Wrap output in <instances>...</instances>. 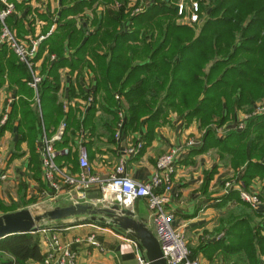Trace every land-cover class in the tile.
Returning a JSON list of instances; mask_svg holds the SVG:
<instances>
[{
    "label": "trees",
    "instance_id": "16d2710c",
    "mask_svg": "<svg viewBox=\"0 0 264 264\" xmlns=\"http://www.w3.org/2000/svg\"><path fill=\"white\" fill-rule=\"evenodd\" d=\"M5 1L13 6L4 20L7 28L19 40L24 35L36 40L32 39V20H26L30 15L27 0ZM187 1L189 5L192 2L194 19L183 22L178 20L187 12L177 0H149L135 12L129 0H59L56 19L44 18L42 36L50 25L53 28L38 40L32 58L33 62L42 58L38 71L41 79L36 85L38 107L27 85L30 74L25 65L0 44V89L5 84L14 95L9 111L0 113V119L6 115L0 124V138L10 131L13 149L26 144L28 167L39 185L35 147L42 131L50 137L64 121L62 139L53 144L60 149L67 145L68 134L94 130V115L99 109L109 116L108 121L99 120L111 138L115 113L122 109L121 129L124 133L138 132L145 144L169 113H175L184 126L196 122L203 130L200 143L189 148L185 156L212 149L231 170H241L237 179L241 187L247 189L258 178L264 188V115H249L241 130L215 134L236 111L243 107L249 112L252 101H264V0ZM96 5L102 6L99 16L92 14L76 27L74 17ZM64 67L78 73L86 68L93 74V88L77 95L90 97L83 115L76 116L67 102L63 111L58 101V70ZM73 93L69 85L67 101L75 97ZM61 161L77 168L74 154L58 156L56 163ZM20 188L17 202L21 206L0 202V214L24 208L37 198L24 200L23 185ZM260 199L264 202V194ZM252 211L240 201L239 212L226 222L222 236L212 244L210 253L225 258V264H264V237L260 234L264 227L251 224L256 216ZM189 254L194 258L190 250ZM43 258L37 233L0 239V264H40Z\"/></svg>",
    "mask_w": 264,
    "mask_h": 264
},
{
    "label": "crops",
    "instance_id": "0c3cea01",
    "mask_svg": "<svg viewBox=\"0 0 264 264\" xmlns=\"http://www.w3.org/2000/svg\"><path fill=\"white\" fill-rule=\"evenodd\" d=\"M15 1L18 2L19 0ZM26 5L30 9V15L26 20H32L30 25L33 33L32 39H38L46 28L45 19H56L59 10V0H27ZM98 7L102 8L101 5H96L92 7V10H84L81 14L76 15L74 17L76 27L81 23L77 22V18L83 16L85 12L86 16L88 13V20L92 18V14L98 17L101 10ZM16 14L19 16V12ZM26 20L23 22L24 27H26ZM52 28L53 25H50L46 34L43 35L44 38L50 33ZM25 40H30L29 35H24L23 41ZM41 59L39 58L35 62L37 70L40 69ZM58 75V101L61 103L67 102L69 107L75 110L76 116L78 114L83 115L88 105L86 103L87 97L82 99L77 95L93 88V74L86 68L81 69L80 73H78L77 71L69 72V69L64 67L58 70ZM69 85L72 87L75 97L68 100V102L66 97ZM12 91H7L5 84L0 89V113L3 110L5 112L9 111L10 102H8V99L12 100L14 96ZM118 111H121L123 115L122 109L117 110L115 113L116 122L118 121ZM239 115V112L233 114L232 120L236 121ZM4 116L6 118V115L3 114L0 122ZM99 118L108 121L109 116L98 109L93 120L94 130L90 133L86 132L87 129H85V132L82 131L81 133L87 150L90 172L100 179L108 176L118 161L123 160L125 175L135 182L145 183L153 174L155 160L160 155L167 153L177 145H181L188 138H196L203 133V130L199 129L196 122H191L188 126H184L175 113H169L164 122L155 128L154 136L150 142L146 144L143 141L141 142L138 132L124 133L122 129L120 138L115 141L113 139L114 130L111 133V138L108 137V134L100 126ZM227 128H229V125L221 127L224 130ZM143 132L142 128L141 134ZM70 135L71 133L68 134L67 144L74 146L75 138L78 134L75 136ZM13 141L14 135L10 131H5L0 138V160L4 161L0 166V173L5 175V179L0 181V202L4 205L17 202V194L21 191V185L24 187V200L33 196H37V198L44 197L48 200L47 196L50 195V192L42 177L40 160L38 181L41 185L33 178V174L28 167L29 152L26 144L21 143L18 148L13 149ZM135 142H140L142 148L135 155L126 156L124 153L125 147ZM199 143L193 147H198ZM35 151L38 154V146L35 147ZM11 156L14 158H11ZM61 163L62 161L58 164L60 165ZM220 167L222 165L215 151L210 149L200 154L184 156L178 160L170 179L171 190L167 194L166 209L173 217L172 225L181 230L185 244L190 252L194 254V258L198 260L199 264H218L216 259L218 253L211 254V246L222 236L226 222L233 214L235 215L236 212H239L240 201L237 199L238 197L235 198L234 194L236 193L233 192L234 190L227 193L222 191L223 172L225 170L228 173L230 169L226 165L224 168ZM77 171L78 169L73 168L70 164V172L75 174ZM209 173L212 174L209 180L205 182ZM254 187L259 189L257 185ZM41 188L43 190L39 192ZM63 188L56 199L50 200L51 204L56 206L69 204L68 201L70 199L65 198L67 196H65V189ZM93 194L97 195L95 186L91 187L86 195ZM122 208L130 211L133 219L142 223L152 232L145 200L137 199L131 205L123 206ZM252 212L257 218V212ZM98 218L99 216L95 220H90L86 217L78 216L57 221L59 226H61V230L58 233L60 243H69L75 239L79 240L70 245V251L73 253V264H135L133 246L125 241V238L130 235L115 227L108 219L100 221ZM88 235L93 236L99 246L98 248L89 245L84 240ZM39 240L41 253H44L45 245L41 239ZM199 247L201 249L197 251ZM56 258H58V255L54 256V260Z\"/></svg>",
    "mask_w": 264,
    "mask_h": 264
},
{
    "label": "built area",
    "instance_id": "2783aa9c",
    "mask_svg": "<svg viewBox=\"0 0 264 264\" xmlns=\"http://www.w3.org/2000/svg\"><path fill=\"white\" fill-rule=\"evenodd\" d=\"M0 3L3 5L0 8V44L3 43L11 49L17 59L25 65L30 74V81L27 85L32 89L35 104L38 107L36 85L40 82L41 77L38 73L39 69L37 70V65L32 61V58L36 52L38 40H41L44 36L36 40L23 41L17 39L14 32L9 30L4 23L5 18L13 12V6L5 0H0ZM8 102H10V99H8ZM89 102L90 97H87L86 103L88 104ZM66 109L67 104L62 103V110L66 111ZM263 111L264 107H254L250 114H242L240 120L234 125V128L237 130L242 129L243 121L249 115H258V113ZM117 117L118 121L113 132V139L115 141L120 138L121 134L123 123L121 111L117 112ZM4 118L5 116L0 123L3 122ZM65 129V123L61 121L50 137H46L42 131L39 139L38 155L42 177L50 192L47 199L49 201L56 199L64 187V193L67 196L65 198L70 199L69 203H89L87 201L88 195L86 194L93 186L97 190L98 204H104L110 199H117L119 205L123 207L131 205L137 199H143L149 213L152 234L158 244L164 262L166 264H199L196 258L190 256L181 230L172 225L173 217L166 209L167 194L171 190L170 179L174 173L175 164L185 156L189 148L195 146L194 141L189 140L185 143V146L179 145L159 156L155 161L153 174L148 181L139 183L125 175L123 160H119L113 167L112 172L103 179L92 175L82 133L78 134L75 138L74 146L67 144L60 149H56L53 144L61 141ZM140 149L141 143L135 142L134 144L127 145L124 153L126 156H132ZM72 154L76 157L78 169L75 174L70 172L69 163L62 162L60 165L56 163L58 156L69 157ZM4 179L5 175L0 173V181ZM229 190H235L240 201L247 204L253 211H256L264 218V202L255 193L244 189L238 183L233 185L230 181L222 182V191L227 193ZM60 230L61 227L45 225L44 223L33 232L39 235L46 248L43 253L44 258L40 264H73V253L70 251V245L79 240L75 239L69 243H60L58 238ZM84 240L93 247H99L92 235L86 236ZM125 241L133 246L135 264H149L144 257L142 248L135 239L129 236L125 238ZM55 255H58V258L54 260Z\"/></svg>",
    "mask_w": 264,
    "mask_h": 264
},
{
    "label": "water",
    "instance_id": "95a60500",
    "mask_svg": "<svg viewBox=\"0 0 264 264\" xmlns=\"http://www.w3.org/2000/svg\"><path fill=\"white\" fill-rule=\"evenodd\" d=\"M97 195H89V203L70 202L65 206H55L42 212L19 209L0 214V239L13 234L33 233L44 223L60 221L69 217H86L95 220L108 219L115 227L127 232L143 250L149 264H166L161 257L158 244L142 223L133 219L130 211L123 209L117 199L98 204Z\"/></svg>",
    "mask_w": 264,
    "mask_h": 264
},
{
    "label": "rangeland",
    "instance_id": "374dc122",
    "mask_svg": "<svg viewBox=\"0 0 264 264\" xmlns=\"http://www.w3.org/2000/svg\"><path fill=\"white\" fill-rule=\"evenodd\" d=\"M148 3H149V0H129V4L128 5L130 7L133 6V9H134L133 12H135V11H138L140 9H143ZM179 4L182 5L183 7H185V10H186L187 13L185 14V16L181 20L179 19L178 21H183V22H188V20L192 21V19H193V11H194L193 9L190 8V5L192 4V2L189 5V2L187 0H177V5L179 6ZM98 8H101V7H98ZM85 13L83 14V16H80V17L77 18V22L86 21V19H88L87 18L88 17V13H87V16H86ZM254 107H264V101H262L261 99H256V100L252 101L251 102L250 109H249V112H247L246 111V108H243V107H242L243 109L241 108L238 111H236L235 112L236 114H237V112L240 113L239 118L236 121L235 120H232V117H231V119H228V121L224 125L225 126L229 125V128H227L225 130L224 129H221V127L224 126V125H222L221 127H219L218 129L215 130L216 136H220V135H222V134H224V133H226V132H228L230 130H237V129L234 128V125L237 123L238 120H240L241 115L242 114H246V113L247 114H250L251 113V110H253ZM261 113H258V115H256V116L264 115V111L261 112ZM245 121L246 120L243 121V125H244V122ZM231 125H233V126L231 127ZM242 128H243V126H242ZM200 136H201V134H199L196 138H188L186 141H184L183 143H181V145L185 146V143L187 141H189V140L194 141L195 145H197L200 142ZM177 146H175V147H177ZM3 162L4 161L0 160V166L3 164ZM220 163L222 165V167H220V168H224V166L226 165V163L225 162H220ZM228 168L230 169L228 171V173L225 172V170H224V172L222 171L223 174H224L223 177H222V180H223L222 182L230 181L234 185L235 183L238 182L237 179H238V177H239V175L241 173V170L239 169L238 171H235V170L233 171V170H231L230 167H228ZM262 184H263V180L262 179L255 178L247 186V189L246 190L252 191V193H255L257 195V197L260 199L262 197V195L264 194V188H263ZM255 185H257V188H259V189H256V187H254ZM261 190L263 191V194H261ZM236 195H238L237 192H236ZM33 197H35V196H33ZM8 201H10V200H8ZM14 203L17 206H21V203H18V202H14ZM55 206H56L55 204H51L49 200H46V198H44V197H38V198H36L34 200V202L32 204L24 207V209H29L32 212H42L44 210L51 209V208H53ZM18 209H20V208H18ZM250 210L252 211L251 208H250ZM246 211H247V209H243V213H246ZM251 221H252L251 224L254 225V226H259V227L263 226L264 227V218H262L259 213H258L257 218H255V217L253 218L252 217V220ZM55 222H48V223H45V225H54L56 227H61V226H59V224L57 223V221H55ZM260 234L264 237V232L260 231ZM39 239H40V237H39ZM186 247H187V245H186ZM187 249H188V247H187ZM216 259L218 260V264H225V262H227V260L225 258L222 259L220 255H217V258Z\"/></svg>",
    "mask_w": 264,
    "mask_h": 264
}]
</instances>
